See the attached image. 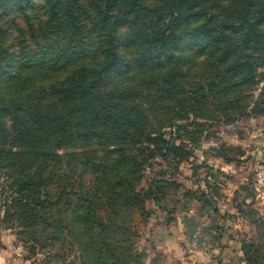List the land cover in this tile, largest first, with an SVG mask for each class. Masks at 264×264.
<instances>
[{
	"label": "trees",
	"instance_id": "obj_1",
	"mask_svg": "<svg viewBox=\"0 0 264 264\" xmlns=\"http://www.w3.org/2000/svg\"><path fill=\"white\" fill-rule=\"evenodd\" d=\"M49 1L56 19L49 23V42L30 50L36 66L47 67L41 70L51 79L46 90L33 98L22 94L28 86L24 57L11 55L0 36V170L5 195L15 193L3 201L4 221L43 228L53 246L72 230L89 264H145L143 253L122 252L127 238L120 240L136 235L143 204L134 189L147 162L142 155L150 143L180 152L176 140L155 133L163 123L186 127L178 121L206 118L202 106L217 107L229 123L264 107L253 101L264 80V0H93L96 23L109 32L88 48L57 44L80 28V1ZM120 17L134 27L125 38L130 48L122 52ZM55 31L58 38L51 40ZM148 32L152 41L144 44ZM186 89L190 95L179 94ZM164 151L157 152L169 163L163 174L172 164ZM205 181L209 190L196 193L164 178L147 195L161 201L180 193L189 203L198 201L203 213L222 214L220 187L208 175ZM247 246L249 264H264V242Z\"/></svg>",
	"mask_w": 264,
	"mask_h": 264
},
{
	"label": "rangeland",
	"instance_id": "obj_2",
	"mask_svg": "<svg viewBox=\"0 0 264 264\" xmlns=\"http://www.w3.org/2000/svg\"><path fill=\"white\" fill-rule=\"evenodd\" d=\"M79 1L84 7L82 8L84 13L80 15V28L71 32L68 40L61 39L57 44L68 42L71 46L76 43L84 48L96 47L100 41H96L95 37L109 31H100L102 27L96 23L98 11L94 8L93 0ZM49 2V0H0V36L11 55L20 59L24 57L19 62L22 63L21 70L26 73L24 75L28 86H25L22 94L27 98H33L39 90H46L51 81L49 73L44 76L41 73L44 69L47 72V67L36 66L30 52L38 43L49 42L47 40L49 23L56 21ZM112 13L117 14L118 10L114 9ZM126 22L120 17L122 26L118 39L116 38L119 40L120 52L124 51L125 46L130 48L131 42L125 38L134 29L128 25L130 22ZM139 27L140 25L135 28ZM149 33L142 36V43L152 41L150 38L153 33ZM57 38L55 31L51 34V40ZM72 39L76 41L69 42ZM194 49L196 48H190ZM133 51L136 53V50ZM17 59L14 58L10 63V71L13 67L16 69ZM35 69L38 72H33ZM193 82H188L187 86L191 87ZM179 94L188 96L190 91L186 89ZM254 95L253 101H257L256 104L264 102V80L260 81ZM202 107L203 112H206V118H194L191 115L190 119L178 121L177 124L186 127L163 123V127L159 128L161 132L155 133L157 135L162 133L164 138L176 140V143L182 146L180 152L168 151L162 149V146L150 143L151 149H146L142 155L147 162L139 173L141 178L134 189V193L140 194V203L143 204L134 219L136 235L120 236V240L127 238L126 243L121 242L122 252L143 253L145 264H249L245 250L249 246L245 248V245L264 242V107L258 105L257 113L248 112V115L239 116L236 121L230 123L226 122V117L216 109L217 107L212 105ZM234 112L237 113L235 110ZM194 120L197 124L191 123ZM153 129L157 130L158 126ZM130 150L136 153L135 149ZM161 150L167 152V158L172 162L165 174L161 172L169 163L158 155L157 152ZM218 152L225 153L227 157L224 158H235V162L229 165L221 162L219 158H222V155L219 156ZM178 158L186 159L179 161ZM207 162L214 164L216 168L214 171L210 170L216 175L211 177V182H216L218 186L222 185L220 208L223 218L214 225L219 230V237L216 235L213 239L203 242L198 241L194 234L191 238L185 233L186 224L182 208L183 201H187V204L189 201L180 193L171 194L161 201L157 200L155 195L147 194L150 189H154L158 180L164 178L176 179L199 193L203 186L201 182L204 184L206 182ZM193 170H197L196 174L192 173ZM3 186L5 188L6 179L0 170V264H89L72 230L65 231L53 246L46 240L43 228L29 229L4 221L3 201L12 198L15 193L9 192L6 196ZM235 191L239 194L235 195ZM193 203L195 205L192 214L204 223V215L201 217L198 210L200 205ZM71 207L72 203L69 201L68 213L71 212ZM239 209H242V212ZM226 213L229 214L228 217L224 216ZM172 228L175 236L168 241L165 236H168ZM196 236L207 238L200 229Z\"/></svg>",
	"mask_w": 264,
	"mask_h": 264
},
{
	"label": "crops",
	"instance_id": "obj_3",
	"mask_svg": "<svg viewBox=\"0 0 264 264\" xmlns=\"http://www.w3.org/2000/svg\"><path fill=\"white\" fill-rule=\"evenodd\" d=\"M219 159H220L221 162L226 163L223 159H221V158H219ZM226 164H228V163H226ZM205 166L207 167V170H208L207 175L209 176L210 183L211 184H215L216 182L212 183L211 180H210L211 177H213V175L216 176L214 173H211L210 172V170L211 171H214L216 169V168H214V164H212V163L210 164V163L207 162ZM222 169H225V168L222 167ZM212 180H213V178H212ZM201 185H203L201 187L203 190H205V191H208L209 190V188L207 187V185L204 184L203 182H201ZM219 187L221 188L222 185H220ZM220 201H221V199L219 200V204H218L219 207H220ZM193 202H196L197 204L200 205V203L198 201H195V200H191L190 201V203H193ZM185 203H187V201H183V205ZM194 205H195L194 203L193 204H188L187 207H183L182 208V212H184L183 213L184 224H186V226H184L185 227L184 228L185 229V233L187 235H190L191 238L193 237V234H194L195 237H197L198 241L201 240L203 242H205V241H207L209 239H213V236H216V235L218 236L219 230L214 225H216L215 223H219L217 221H220V218L222 219L223 218V215L222 214H210V215L209 214H205V213H203L200 210V206H199L198 207L199 213L201 214V217H202V215H204L203 217L205 219L204 223H202V222L199 221V219H197V216L195 214H192L193 213V210H194V208H193ZM195 209H197V208H195ZM198 216H200V215L198 214ZM220 225H222V224H220ZM199 229L201 230V232L203 233L204 236H207V238H205L203 236H201V237L200 236H196V233L198 232ZM178 233H179V231H178ZM173 236H175V231L172 228V230H169L168 236H165V237H167L166 240L169 241V239H171V237L173 238Z\"/></svg>",
	"mask_w": 264,
	"mask_h": 264
}]
</instances>
